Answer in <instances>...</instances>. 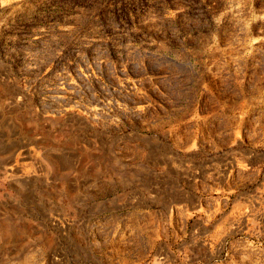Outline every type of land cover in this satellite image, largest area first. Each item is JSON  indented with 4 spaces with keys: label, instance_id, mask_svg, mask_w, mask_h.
I'll list each match as a JSON object with an SVG mask.
<instances>
[{
    "label": "rangeland",
    "instance_id": "1",
    "mask_svg": "<svg viewBox=\"0 0 264 264\" xmlns=\"http://www.w3.org/2000/svg\"><path fill=\"white\" fill-rule=\"evenodd\" d=\"M0 165V264H264V0H0Z\"/></svg>",
    "mask_w": 264,
    "mask_h": 264
},
{
    "label": "bare ground",
    "instance_id": "2",
    "mask_svg": "<svg viewBox=\"0 0 264 264\" xmlns=\"http://www.w3.org/2000/svg\"><path fill=\"white\" fill-rule=\"evenodd\" d=\"M0 172L1 173H7V172H10L11 174H8L9 176L13 175V169L11 167H5V166H2L0 165ZM7 171V172H6Z\"/></svg>",
    "mask_w": 264,
    "mask_h": 264
},
{
    "label": "crops",
    "instance_id": "3",
    "mask_svg": "<svg viewBox=\"0 0 264 264\" xmlns=\"http://www.w3.org/2000/svg\"><path fill=\"white\" fill-rule=\"evenodd\" d=\"M178 197H179V199H180V201H184L185 203L186 202H189L190 203V197H188L187 195H185V194H178Z\"/></svg>",
    "mask_w": 264,
    "mask_h": 264
}]
</instances>
